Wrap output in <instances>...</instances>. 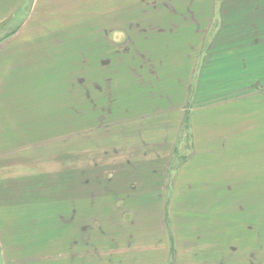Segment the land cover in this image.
Returning a JSON list of instances; mask_svg holds the SVG:
<instances>
[{
    "label": "rangeland",
    "instance_id": "1",
    "mask_svg": "<svg viewBox=\"0 0 264 264\" xmlns=\"http://www.w3.org/2000/svg\"><path fill=\"white\" fill-rule=\"evenodd\" d=\"M58 1L66 3V8L57 10L45 9L43 11L38 9L37 19H40L41 22L38 24L34 23L29 28L37 32H48L57 35L64 30L66 31L67 26L64 27V24L76 22L79 17H90L87 6H83L82 9L80 8L81 10H76V6L72 7V0ZM69 1L70 3H68ZM75 1H80L82 5L84 2H88V0ZM172 1L189 2L190 0H128L127 2H122L121 5L125 9L122 12L121 19H113L111 23L107 24H97V26L100 25L99 28L102 30L103 28L110 29L111 34L101 35L99 33L101 31L94 29L97 26L92 27L94 29L92 31L100 35L101 41L107 42V49H103L105 51L102 54L92 57L83 55L77 58L81 71L68 75L67 80L74 81L75 86L78 88L80 94V101L78 102L81 105L82 118L87 117V112L92 110L91 105L87 102L89 96L90 101L91 99L98 101L99 98H103L105 104L99 106V113L109 116L112 112L114 113V104L120 101L119 95L111 94L109 91H118L120 93L121 82L126 80L127 76L134 85V88L127 86L128 96L132 98L138 97L137 90H139V85H137V82L143 83L145 78V81L151 80L149 75L142 73V71L145 70V67H149L152 64L154 55L159 56L161 52H163L162 55L168 53V48L156 47L155 43L158 46L159 43L155 42V40L153 41L154 43H143V41L139 42L138 38L142 37L146 41L145 36L150 28L156 32L155 34L159 35V38L166 34V38H169L170 34L178 32V28L183 25L193 27L194 31L200 23H211L212 29L207 37L204 53H202L200 58L196 56L200 50L202 34L200 32L192 33L193 46L195 48L192 59L193 64L199 59L198 64L195 65L194 73L192 69L188 72L189 66L186 64L183 70H180L177 74V78L181 80H186V77L188 80L192 73L194 75L191 78L193 86L190 89L189 101L184 108L181 105L175 108L178 111V115L180 114L179 117L184 115L181 127H179L180 132L177 128L178 148L174 162L175 170L187 160L191 152L190 133L192 132L188 131L187 120L190 110L199 108L205 105L207 100H215L217 97H224L228 100L223 102L219 108L209 110L201 115L196 127L197 137L201 145L205 143V147L198 149L202 154H199L193 148L195 156L187 161L186 165H190V171L193 173V181L189 182L188 192H182L180 203L173 205V211L167 215L166 211L164 212L163 210V201L159 202L162 203V206L159 205L158 207L161 227H159L154 237L148 235L145 237L154 240V243H152V240L148 242L149 244L152 243V247H160L164 244L165 236L168 235L167 231L169 232L170 230L174 238L175 235H183L188 228L192 227V230H194L197 224L198 228L202 230L203 239L212 238L221 242L232 238L248 237L245 240L247 244L249 237H253L254 234L246 232L242 227L239 229L234 226L237 222L240 223L247 218L239 220L238 214L233 212L230 215V219L235 223L226 224L223 222L222 216L220 217L219 213L215 212V208L213 209L214 205L210 202V200L216 198L202 187L200 184L202 181L200 180H206L210 188L218 186L219 192L222 193L221 199L229 197L226 196L228 192L225 190L224 184H232L226 189L234 190L237 188L239 190H234V192L246 198H248L249 191H251L252 199H256L255 202L251 201V204L255 203L256 206L254 208L257 210V215L263 216L264 219V199L260 200L264 197V178L255 180L262 177L257 175V167L252 169L255 168L254 164H252L255 162L248 161L244 163L245 171L237 170L236 172L232 171V173H229L230 171L227 169L218 167L221 164L231 167L226 161L228 154L218 144L228 134L242 130L243 120L246 115H251L253 110L251 106L253 100L244 101L240 98L229 100V98L248 93L251 99L258 98L257 94H251L255 91L264 94V0H218L216 3V14L213 19H210V13L212 14L211 6L208 10L197 7L200 2L206 1H211L210 4L212 5L213 0H191L194 3V8L187 7L182 10L174 7ZM112 2L111 5H120L118 0ZM144 4L150 6V10L148 9L149 15H147L149 20L147 19L148 21L145 24H140L139 27L123 19L124 16L139 19L141 14L137 13V6ZM114 8L112 11L115 12L117 7L114 6ZM127 9H129V12L126 11ZM107 10H104V5L100 7L97 3L93 12L98 11L103 14ZM100 13H98V16L101 15ZM26 16H29L28 12ZM22 20L20 19L17 24L0 26V48L6 44V40L13 33L22 29L23 25L19 23ZM154 20H157L156 26L153 24ZM149 22L153 27L147 28ZM81 24H86L80 26L82 34L90 31V26L92 25L90 21L82 20ZM203 31L205 32V30ZM126 32H131V37L129 35L127 37L125 35ZM109 36L112 40H106ZM95 42H100V40ZM81 43L86 42L82 41ZM138 43H140L139 50ZM150 44L153 45L152 50L148 48ZM180 46L181 44H178L177 48ZM109 47H111V50H108ZM190 48L193 47L187 46L184 50L187 51V59L190 56L188 52ZM181 57L182 55L176 53L175 61L178 65L182 61ZM239 58L243 61L241 62ZM13 59L15 60V57H10L0 62V69H6L5 81H9L10 77L13 76L11 74ZM41 63H44L43 59H41ZM87 68H92L96 76L90 78ZM58 79H61V77L58 76ZM184 83L182 82L180 85L183 89H179L176 92L181 100L177 101L182 104L186 102ZM61 85L57 82H50L48 88L53 89L61 87ZM122 97L125 98L126 95ZM75 99H77L76 94ZM138 100L131 101L126 99V104L130 102L131 105L125 108L124 112H130L132 109L138 111L141 108L138 103H142L141 100ZM26 101L27 97L24 100L25 107ZM143 103L149 104L146 100ZM28 107L35 115L42 116V119L37 117L42 122L34 123L33 127L31 125L25 127L23 129L24 132L17 135L14 128L15 122L13 121L10 124L8 119L4 121L6 110L0 105V113L2 114L0 116V264H40L37 261H31L36 259L37 256L44 255L41 253L42 249L38 248H45L48 246L47 244H55L58 241L79 242L81 244V249L74 250L70 247L72 256L77 253H81L85 257L96 255L99 260L97 259L98 262L96 260L93 262H97V264H126L125 258L113 260L107 259L106 256L113 254L114 257L116 253L119 256L122 253L123 256H126L130 252L137 251V244L144 241V237H139L135 234L136 230L131 229H139L138 224L136 225L138 215L133 209L137 208V204L131 206L129 205L130 201H128L126 206V201H121L120 195L126 189L125 185L122 184L127 181H123L122 184L114 181L106 183L104 178H98L97 184L88 185L86 184L87 180H90L91 183L93 181L87 174L83 175L82 173L81 184H77L72 175L74 166H78V161L83 167L86 157L88 158V153L83 152L88 150L90 144H98L95 140L96 134L100 132L92 131H96V128L104 127L105 124L115 123V121L110 119L108 122H89L83 119L80 121L76 118L74 120L72 108L70 107L71 110L66 112L63 100L54 91L50 93H34L33 91L28 101ZM16 108L19 111L20 104L18 101L16 102ZM183 109L185 113L182 111ZM75 111L79 112L77 109ZM110 117L112 116L110 115ZM78 123H80V131L77 130ZM201 124L203 125L200 126ZM2 126L5 131H3ZM107 128H110V126L107 125ZM261 131H258L255 138V142L258 144L253 147L244 146L242 152H257L260 156L264 154L262 152L264 146L261 143L264 141V136H261ZM28 140L31 144L26 143L25 145V143H22ZM228 152L234 156L238 150L237 148H228ZM115 154L122 155L120 151H115ZM247 155L246 153V160ZM250 164L252 168H249ZM210 168H212L210 171H205V169L209 170ZM86 169L88 170V168ZM248 172H251L250 175L255 180V183H251V186H248L247 181L242 179ZM233 174L235 177H240L243 182L239 181L238 184H233L237 183L232 177ZM187 178L189 180L188 176ZM78 180L80 182V177ZM162 185L161 190H163ZM105 192L112 193L117 197H113L111 201L106 202L107 193ZM77 194H80L81 198L85 195L87 197L93 196L91 204H93V207L96 205L98 215L85 218V221H82L83 223L80 225L77 224L72 232L66 226L62 227L58 214L64 212L62 217L66 225L73 221V216L67 211L74 209L73 201ZM148 194L152 193L149 192ZM160 194L162 197L164 196L163 191L159 193L158 197ZM201 195L203 199L200 198ZM141 200L147 202L150 198L142 197ZM78 203L79 201L76 202L77 205L75 206L77 214L83 208ZM202 204L203 210L197 208ZM105 207L111 209L110 216L102 215ZM192 207L194 210H191ZM228 210L232 211L231 206L228 207ZM201 211L206 217L202 224L199 222V218L193 217L194 212ZM163 214L165 216L161 217ZM111 220L112 222L110 223ZM253 227L254 229L256 228L255 225ZM125 230L128 232L124 234ZM110 242L113 248H108ZM183 246L188 248L186 251L183 250L185 252L184 260L180 261V258L177 257V262L178 264L182 262L183 264H190L192 259L190 252H188L189 247ZM58 247L54 245L44 250H48L49 254L55 253L54 256L57 257V253L62 255V251ZM235 255L234 264H238L241 261H245L242 264H252L251 261L247 262V257H241L240 254ZM257 255L258 264H264V251L257 252ZM226 256L225 261H223L224 264L229 262L227 253ZM252 257L255 260L254 256H251L250 259L253 261ZM109 258H112V256ZM160 262L159 258L147 257L140 264H160ZM44 264L53 263L46 262ZM205 264L211 263L207 262Z\"/></svg>",
    "mask_w": 264,
    "mask_h": 264
},
{
    "label": "crops",
    "instance_id": "2",
    "mask_svg": "<svg viewBox=\"0 0 264 264\" xmlns=\"http://www.w3.org/2000/svg\"><path fill=\"white\" fill-rule=\"evenodd\" d=\"M112 1L116 0H88V2H84L82 5L80 1L76 2L75 0H72V7L76 6V10H81L83 6H87V9H89L90 12V17H83L84 19L79 17L76 22L73 21L64 24V27L67 26L66 31L64 30L56 35L48 32H37L31 30L29 27L31 25L33 26L34 23L38 24L41 22L40 19H37L38 9L40 11L45 9H63L66 8V3L58 0L45 2L44 0H0V26L17 24L20 19H23L19 22L23 25L22 29L13 33L7 40L5 39L6 44L0 48V62L10 57H15V60L13 59L11 71L13 76L10 77L9 81H5L6 69H0V105L6 110L4 121L8 119L10 124L13 121L15 122L14 128L16 129L17 135L22 134L25 127L30 125L33 127L34 123L42 122L37 119V117L42 119V116L35 115L28 107V101L30 95L33 94V91L34 93L56 92L58 97L63 100L66 112L71 110L70 107L72 108V117L74 120L76 118L80 121L83 119L89 122H108L110 119L111 121H115V123L107 124L110 128H107V125L105 124L104 127L96 128V131H92L100 132L96 134L95 141L98 142V144H90L88 150L83 152L88 153V158L86 157L83 167H81V164L78 161V166H74L72 171L73 178L77 184H81L82 173L83 175L87 174L91 177L93 182L91 183L90 180H87L86 184L88 185L97 184L98 178H104L106 183L108 181H111V183L114 181L115 183L120 182L122 184L123 181H127L122 184L125 185L126 189L120 195L121 201H126V206L128 201H130L129 205L131 206L137 204V208L133 209L138 215V222L136 225L138 224L139 229H131H135V234L139 237H144V241L137 244V251L130 252L126 256H123V253L120 256L119 254L114 253V257L113 254H110L106 256L107 259L117 260L118 258H125L124 261L126 264H140L144 258L155 257L161 260L160 264H178L177 257L180 258V261L184 260L185 252H183V250L186 251L188 248L183 245H186L189 247L188 252H190L189 254L192 259V263L190 264H205L207 262H210L211 264H224L223 261H225V257H227L226 253L229 255V262H227V264H234L233 261L236 258L235 254H240L241 257L244 258L247 257V262L251 261L252 264H258L257 252L264 251V219L263 216L257 215V210L254 208L256 206L255 203L251 204V201H256V199H252L250 195L251 191H249L248 198L241 195L239 196L234 192V190L239 189H226V187L232 184H224V188L228 192L226 196L229 197L227 198L225 196L226 199H221L220 196H222V193L219 192L218 186L212 185L213 187L210 188L206 180H200L202 181L200 183L202 187L207 189V192L217 199H212L210 202L214 205L213 209L215 208V212L219 213L218 215H220V217L222 216L223 222L226 224L235 223L230 219V215H232L233 212L234 214H238L237 217L239 220L241 218H247L245 221L234 224V226L239 229L242 227L246 232L254 234L253 237H249V242L247 244L245 240L248 237L232 238L221 242L212 238L207 240L203 239L202 230L198 228L197 224L194 230H192V227L188 228L183 235H175L174 238L173 233L170 230L169 232L167 231L168 235L165 236L164 244L160 247H152L154 240L145 237L147 235L154 237V235L157 234L159 227H161L160 216H158V207L159 205L162 206V203L159 202L163 201V210L164 212L166 211L167 215L173 211V205H178L180 203L182 198L180 195L182 192H188V186L193 181V173L190 171V165H186L187 161L195 156V154H193V148L196 149L199 154H202L198 149L205 147V143L201 145L197 137L196 127L201 119V115L209 110L219 108L221 104L228 99L217 97L215 100H207L205 105H202L199 108L190 110V113L187 115V120L189 125L188 131L192 132L190 133L191 152L187 160L175 170L174 162L176 160V150L178 148V131L184 118V115L179 117L180 114L178 115V111L175 110V108L178 105H181L184 108L189 101L190 89L193 86L191 78L194 75L195 65L198 64L199 60L198 59L195 64H193L192 59L195 48L193 46L194 40L192 38V33L200 32L202 34L200 50L196 56L200 58L202 53H204V46L210 30L212 29V24L200 23L194 31L193 27L183 25L178 28V32L170 34L171 36L169 38H166L167 34L159 38V35L155 34L156 32L150 28L145 36L146 41L144 38L140 37L138 38L139 42L154 43L153 41L155 40V42L159 43V46L155 43L156 47L163 49L168 48V53L162 55L163 52H161L159 56L154 55L151 62L152 64L149 65V67H145V70L142 71V73H147L151 80L145 81V78L143 79V83L137 82V85H139V90H137L139 96L136 98L128 96L129 93L127 86L134 88V85L126 76L127 79L121 82L120 93L118 91H109L111 94L120 96V101L113 106L114 113L112 112L110 114L112 117H110V115L108 116L99 113V106L105 104L103 98H99L98 101H96V99H91L90 101L89 96L87 102L91 105L92 110L87 112V117L82 118L81 105L78 102L80 101V94L74 81L67 80L68 75L70 76L72 73L75 74L76 72L81 71L77 58L83 55L92 57L97 54H102L105 51L103 49H107V42L101 41L102 39L100 35L92 30L97 29L101 31L99 32L101 35H105L106 33H110V29L103 28L102 30L99 28L100 25L97 26V24H107L111 23L113 19L117 20L122 18V12L125 8L121 3L127 2L128 0H118L120 5L112 4L113 8L111 5V3H113ZM217 1L218 0H213L212 5L210 4L211 1L200 2L197 7L208 10L211 6L212 14L210 13V19H213L216 14ZM68 3H70V1ZM97 3L100 7L104 5V10H107L108 8L112 9L104 11L103 14L98 11L93 12ZM193 4L194 3L191 0L189 2L172 1V5L180 10L187 7L194 8ZM114 6L117 7L115 12L112 11L115 9ZM149 8L150 6L148 4L138 5L137 13L141 14L139 19L131 16H124L123 19L128 23L140 27V24H145V22L149 20L147 18V15H149ZM128 10L129 9L126 11ZM27 12L29 16H26ZM98 13L101 15L98 16ZM82 20H87L92 23L90 31L84 34L80 32V26L86 25L81 24ZM156 23L157 20H154L153 24H155V26ZM147 25V28L152 26L150 22ZM94 26H97V28L92 29ZM203 30H205V32ZM125 35L131 37V32H126ZM96 40H100V42H95ZM106 40L112 39L109 36ZM82 41L86 43L82 44ZM139 44L140 43H138V50L140 47ZM178 44H181V46L177 48ZM151 45L152 44L148 45L150 50L153 48V45ZM187 46L193 47L188 51L190 53L189 59L186 58L187 51H184ZM108 50H111V47H109ZM176 53L182 55V61L179 65L175 61ZM41 59L44 61L43 64L41 63ZM239 59L241 62L243 61L241 58ZM186 64L189 66L188 72L192 69V76L188 80L187 77L186 80L178 79V72L183 70V67ZM245 66L247 65L245 64ZM161 70L164 71L161 72ZM87 73L90 78L96 76L92 68H87ZM58 76H60L61 79L57 80ZM190 80L191 83L189 84ZM50 82H57L62 85L61 87L53 89L48 88ZM182 82H185L184 88L186 89L185 104L178 102L181 100L176 94L177 90L183 89L180 86ZM75 94L77 95V99H75ZM251 94H257L259 97L251 99L248 93L238 97L229 98V100H235L237 98L243 99L244 101L253 100V104L251 105L253 110L251 111L252 114L249 116L246 115V118L243 120L244 124L242 130L228 134L226 138L218 144V146L228 154L226 161L231 165V167H227L221 164L218 167L221 169H227L230 171L229 173H232V171L236 172L237 170L245 171L244 163L254 161L255 163L252 164H254L255 168H252L251 164L249 165V168L256 169L257 167V175L262 176L255 179L258 180L264 178V154L260 156L257 152H242L244 146L253 147L258 144L255 142L258 131L262 130L260 134L261 136H264V94H261L259 91H255ZM123 95H126V97H122ZM26 97L27 101L25 102V107L24 100ZM122 98L125 101H123ZM126 99L131 101H137L138 99L141 100L142 103H138L141 108L138 111L130 108L132 109L130 112H124L125 108L131 105L130 102L126 104ZM145 100L148 101L149 104L143 103ZM17 101L20 104L19 111L16 108ZM75 109L79 112L75 111ZM182 111L185 113L184 109ZM1 115L2 114L0 113V116ZM64 120H66V118H64ZM202 125L203 124L200 126ZM2 128L3 131H5L3 126ZM77 130L80 131V123H78ZM22 143H25V145L26 143L31 144L29 140ZM261 143L264 146V141ZM228 148H237L238 152L233 156L228 152ZM115 151H120L122 155L119 156L115 154ZM262 152H264V150ZM246 153L248 154L247 160ZM86 168H88V170ZM211 169L212 168L209 170L205 169V171L208 172ZM125 170L127 171L124 172ZM250 174L251 172H248L246 173V176L242 178L247 181L249 184L248 186H251V183H255L254 178ZM187 176L189 177V180ZM79 177L80 182L78 180ZM232 177L235 182H237L233 183L235 185L238 184L239 181H241V183L243 182L240 177H235L234 174ZM161 185L163 186V190H161ZM162 191L164 196L162 197L160 194L158 197L159 193ZM149 192L152 194H148ZM105 193H107L106 202L111 201L113 197H117L112 193ZM76 196L77 197L74 198L73 201L74 209L67 211V213L73 216V221L66 225L65 221H63L64 218L62 217L64 212L58 214V219L60 224H62V227L66 226V228L72 232L77 224L80 225L83 223L82 221H85V218L91 217L92 215H98L96 205L93 207V204H91L93 196L87 197L85 195L82 196V198L80 197V194H77ZM142 197H149L150 200L144 202L141 200ZM200 198L203 199V196L201 195ZM263 199L264 197L260 200ZM77 201H79L78 205L83 207L82 210L78 211V214L77 209L75 208ZM231 201H233V203L230 204ZM237 204L239 206L238 208ZM229 206H231L232 211L228 210ZM197 208L203 210V204ZM191 210H194L193 207ZM102 215L110 216L111 209L105 207ZM162 216L164 217L165 215L163 214L161 217ZM193 217L199 218L201 224L203 223V220H206L202 211L194 212ZM213 217L217 219L214 215ZM111 222L112 220L110 223ZM253 225L256 226L255 229ZM127 229L130 230L129 228ZM127 232L128 231L125 230L124 234ZM150 240H152L151 244L148 243ZM78 243L79 242L71 243L65 241H58L55 244L50 243L47 244L48 246L45 248H38L42 249L41 253L44 254L41 255L42 257L37 256V258H27H36L31 261H37L40 264L46 262L53 264H97L98 258L96 255L90 257H85L81 253L74 254L73 256L71 255L72 249H81V244ZM54 245L59 246L58 249L62 251V255L57 253L56 257L54 256L55 253L49 254L50 252H48V250H44L49 249L50 246ZM87 246H89V244H87ZM70 247L72 248L71 250ZM108 248H113L111 242L109 243ZM110 256H112V258H109ZM251 256H254L255 260L252 257V261L250 259ZM99 257L103 256L101 255ZM215 258L218 259L216 260ZM95 260L97 262H93ZM242 263H245V261L238 262V264ZM181 264H183V262Z\"/></svg>",
    "mask_w": 264,
    "mask_h": 264
}]
</instances>
